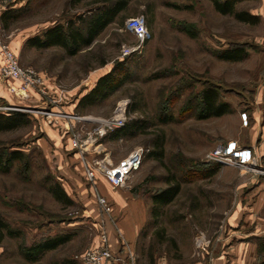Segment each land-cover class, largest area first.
<instances>
[{
  "label": "rangeland",
  "instance_id": "1",
  "mask_svg": "<svg viewBox=\"0 0 264 264\" xmlns=\"http://www.w3.org/2000/svg\"><path fill=\"white\" fill-rule=\"evenodd\" d=\"M95 1L72 6L69 0H9L2 13L15 10L18 16L8 21L9 27L3 28L0 37L14 49V41L18 42L21 64L45 72L65 90L75 89L73 96L55 107L85 118L72 120L75 128L85 132L100 128L124 101L126 123L136 118L149 122L144 132L132 138L103 137L104 151L114 162L137 147L157 150L154 142L159 136L163 155L156 158L147 153L127 187L116 190L122 198L114 200V222L103 216L91 193L80 156L70 143L67 121L60 118L49 124L43 115L21 111L32 115L30 125L0 133V148L24 151L30 157V168L16 162L9 173L0 172V215L21 230L22 236L6 235L0 242V264H83L81 255L100 239L101 220L106 221L108 234L110 229L116 235L118 252L126 264H216L215 256L224 255L222 252L225 264H264V251L258 246L264 239V156H256L250 170L220 164L213 176L199 175L217 163L206 157L218 145L236 139L243 144L250 141L249 111L258 97L264 99V0H246L236 6L258 15L257 24L220 13L211 0H133L90 47L75 56L59 46L38 49L21 42L20 36L40 34L87 11ZM139 15H144L151 33L143 45L125 27L128 18ZM234 43L246 45V59L226 61L215 55ZM127 59L132 79L104 102L76 109L80 94L90 90L115 62ZM209 85L220 90L221 99L230 103L232 111L200 119L189 110L191 100L196 98L197 103V94ZM167 102L172 105L167 110L174 120L162 123L158 119ZM18 107L25 106L10 104L8 97L0 96L1 112L20 111L15 110ZM244 111L249 115L247 126L241 120ZM170 181H180L181 191L154 216L152 195ZM54 183L61 184L72 204L53 196ZM98 187L104 190L101 183ZM127 215H132L137 231L134 250L128 247L129 239L119 224ZM162 229L165 238L156 235ZM66 234H71L67 243L46 251L37 261L24 257L22 246ZM201 238L209 241L208 253L197 248ZM123 246L128 247L127 252Z\"/></svg>",
  "mask_w": 264,
  "mask_h": 264
},
{
  "label": "trees",
  "instance_id": "2",
  "mask_svg": "<svg viewBox=\"0 0 264 264\" xmlns=\"http://www.w3.org/2000/svg\"><path fill=\"white\" fill-rule=\"evenodd\" d=\"M85 0H69V5L75 6ZM133 0H97L95 4L87 11L77 14L65 22H58L46 28L40 34L28 38L25 45L36 47L38 49H46L54 46H59L65 49L66 54L75 56L85 48L90 47L98 36L120 15L125 12ZM216 8L222 14L234 15L237 19L257 24L260 21L258 15H254L248 11L237 10L238 3L246 0H211ZM18 11L7 10L1 14L2 27L5 29L9 27L8 21L16 18ZM186 31L195 35V31L186 28ZM215 55L226 61H242L249 56V51L246 45L242 43H234L228 48L218 50ZM131 65L127 60L117 61L110 71L101 75L95 85L85 94H83L76 105V109L83 110L104 102L116 91H118L128 80L132 79ZM220 90L213 85L206 86L197 94L190 109L200 119L223 116L232 111L229 102L221 99ZM179 97L176 98V100ZM174 100V99H173ZM171 102V101H170ZM170 102L160 113L159 121L167 123L174 120L173 114L170 112ZM174 102V101H173ZM172 102V103H173ZM134 107H130V110ZM32 117L21 111H10L8 113L0 111V133L10 132L22 127L30 125ZM149 126V122L143 119H132L128 121L123 127L115 129L106 136L108 140H119L123 138H132L144 132ZM157 150L150 151L156 158H161L163 155V139L159 136L155 139ZM150 152L148 154H150ZM16 162L22 163L23 168H30V157L20 149H13L11 147L3 146L0 148V172L9 173ZM220 164L216 163L209 167L207 171H202L200 178H208L216 174L220 169ZM50 191L53 196L65 203L72 204L73 201L63 189L61 184L54 183ZM181 191L180 181H170L169 185L152 195L153 201V215L158 216L161 209L175 200ZM9 235L11 237L22 236V231L14 229L9 225L6 219L0 215V242L4 237ZM156 235L165 238L164 229L158 230ZM71 239V234L47 236L30 245L22 246L21 250L24 257L29 261H37L40 256L46 251L54 250L59 246L67 243ZM169 241L173 246H177L174 239ZM259 251H264V239L259 243ZM148 256L152 261L154 258V250L150 246Z\"/></svg>",
  "mask_w": 264,
  "mask_h": 264
},
{
  "label": "built area",
  "instance_id": "3",
  "mask_svg": "<svg viewBox=\"0 0 264 264\" xmlns=\"http://www.w3.org/2000/svg\"><path fill=\"white\" fill-rule=\"evenodd\" d=\"M8 2L9 0H0V13L6 10ZM125 27L137 38L139 45H143L151 38L144 15L128 18ZM0 60L2 78L17 82L9 85V89L14 95L21 98L28 96L30 92H36L46 102L44 107H30V109L28 107H21L23 109L18 107L15 110L43 115L49 124L58 122L60 118L67 121L65 126L68 129L69 140L80 156V162L91 193L103 216L111 217L115 222L113 219L114 204L101 192L98 187L99 180L103 177L114 190L127 187L132 175L141 168L145 155L150 152L149 148L137 147L124 158L114 162L110 153L104 151L103 137L126 124L127 101L121 102L122 105L121 103L118 105L117 114L111 119L104 120L100 128L85 132L83 128H75L72 123L74 119L82 121L85 118L55 109L56 105L65 101L64 93L50 90L46 77L36 68L21 64L18 53L10 44L3 42L1 37ZM241 120L244 126L249 124V115L246 111L241 113ZM206 160L250 170L256 164L257 157L252 147L241 145L237 140H231L218 145L207 155ZM99 224L102 228L99 243L81 255L80 258L83 264H122V257L114 253L110 246L106 221L101 220ZM208 247L209 241H204L203 238L198 241L197 248L199 250L208 253ZM158 264L172 263L160 261Z\"/></svg>",
  "mask_w": 264,
  "mask_h": 264
},
{
  "label": "crops",
  "instance_id": "4",
  "mask_svg": "<svg viewBox=\"0 0 264 264\" xmlns=\"http://www.w3.org/2000/svg\"><path fill=\"white\" fill-rule=\"evenodd\" d=\"M1 14L2 13H0V32L2 30H4L2 27V23H1ZM27 39H28L27 37L20 36L21 42H23V41L26 42ZM14 42H15L14 45L16 46L15 51L18 53V50H17L18 42L17 41H14ZM0 71H1V60H0ZM40 72L46 77L47 84H48L50 90L56 91L57 93L63 92L65 98H67V99H69L70 96H73L75 94L74 93L75 89L70 90V91L65 90L60 85L57 84V81L53 77L49 76L48 74H45V72H43V71H40ZM14 82L17 83L14 80H7V79L3 80L1 73H0V96L8 97V101L10 102V104L13 102L16 105L25 106V107H44L46 105V102L43 101V99H41L39 94H37L36 92H30L28 94V96L21 97V98L14 95L9 89V85L14 83ZM83 94H85V93L80 94L79 98ZM79 98H77L76 102L79 100ZM10 99H12V101H10ZM263 100L264 99H261L258 97V100L255 102V106H253L252 109L249 111L251 123H252L251 124L250 141L243 144L240 142L239 139L235 138L241 145L252 147L254 149V153L257 157L259 155H261L262 157L264 156V106L262 107V104H264ZM75 104L76 103H74L72 105L75 106ZM259 124H260L261 128L258 129ZM100 183L104 186V190L100 189L101 192L105 196H107L115 205L114 200H117L118 198L120 200V198H122L121 195L119 193H117L118 191H116V190L113 191L114 189L107 182V180L104 179L103 177L100 178L99 184ZM119 224L121 226L122 232L125 234L126 238L129 239V242L127 243V244H129L128 247H130V249L134 250L137 231H136L135 226H134L132 215H127L124 219H122V221ZM108 236H109V243H110V246H111L113 252L117 253L119 256H122V254H120L118 252L119 250L117 249L118 247L116 244L117 243L116 235L110 229H109ZM98 243H99V241H98ZM128 247L123 246V250L127 252ZM222 253L224 255L215 256L216 257L215 258L216 264H225L226 255L224 252H222ZM121 263L126 264V261H124V258H122Z\"/></svg>",
  "mask_w": 264,
  "mask_h": 264
}]
</instances>
